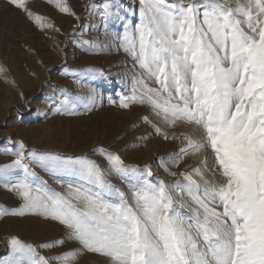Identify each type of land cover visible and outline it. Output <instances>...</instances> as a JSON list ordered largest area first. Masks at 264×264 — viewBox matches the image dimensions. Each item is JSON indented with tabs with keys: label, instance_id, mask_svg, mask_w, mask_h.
<instances>
[{
	"label": "snow or ice",
	"instance_id": "obj_1",
	"mask_svg": "<svg viewBox=\"0 0 264 264\" xmlns=\"http://www.w3.org/2000/svg\"><path fill=\"white\" fill-rule=\"evenodd\" d=\"M10 3L39 27L50 26L26 0ZM55 4L69 12L65 0ZM139 4V22L134 28L125 24L117 39L159 87H150L143 75L133 76L131 94L121 97L120 106L148 104L166 124L181 122L198 130L195 138L182 133L186 146L169 159L179 163L177 157L189 151L210 149L213 179L205 177V158L202 167L180 173L187 183L152 184L138 175L147 166L141 170L125 165L118 154L95 149L107 158L109 174L129 181L130 203L125 192L105 179L106 170L86 156L41 152L9 140L15 150L5 151L15 159L0 165V183L22 203L0 208V215H39L64 225L66 234L37 246L11 236L9 258L0 264H73L85 252L109 257L112 264H264V0ZM111 15L106 2L102 18ZM64 95L55 110L72 114L76 105ZM76 99H86L89 110L95 106L93 96ZM29 162L54 177L66 174L81 182L68 183L59 192ZM162 166L167 170L163 159ZM17 171L22 175L15 176ZM173 189L179 195L186 192L197 206L188 220L176 206ZM65 239L79 247L51 257L36 251L62 245Z\"/></svg>",
	"mask_w": 264,
	"mask_h": 264
},
{
	"label": "rangeland",
	"instance_id": "obj_2",
	"mask_svg": "<svg viewBox=\"0 0 264 264\" xmlns=\"http://www.w3.org/2000/svg\"><path fill=\"white\" fill-rule=\"evenodd\" d=\"M65 2L69 12L60 11L55 0H26L27 7L50 25L41 28L10 0H0V69H3L0 72V165L15 159L10 151H5L15 150L16 146L9 140L23 141L28 149L41 152L86 156L106 170L105 179L125 192L130 203L129 181L109 174L107 158L95 149L118 154L125 165L141 170L147 166L148 171L138 175L142 176V181L152 184L161 180L166 184L187 183L180 173L202 167L201 161L205 158L208 163L205 177L213 179L214 160L210 149L199 153L189 151L183 157H177L179 163L169 159L186 146L182 133L192 134L195 138L198 130L181 122L175 126L166 124L154 115L148 104L120 106L121 97L131 94L133 76L143 75L150 87H159L154 79H147L117 39L123 34L125 24L134 28L139 22V0ZM106 2L113 13L107 20L102 18ZM64 93L76 105L72 114L63 108L55 110L65 99ZM89 96L94 97L95 106L91 110L85 106L86 99H76ZM153 125L161 131L158 133ZM162 159L167 170L162 166ZM29 164L39 177L59 192H65L68 183L81 182L66 174L54 177L36 164ZM171 172L177 175L173 176ZM20 175L19 171L15 173L17 177ZM131 183L135 184L136 180L132 178ZM171 191L178 210L188 220L197 206L186 192L179 195L180 190ZM20 203L21 198L0 183V208L11 209ZM65 234L64 225L39 215H0V260L9 258L11 236L37 246L62 239ZM78 247V242L65 239L62 245L37 247L36 251L41 256L51 257ZM50 264L59 262L50 261ZM73 264L112 262L101 254L85 252Z\"/></svg>",
	"mask_w": 264,
	"mask_h": 264
}]
</instances>
